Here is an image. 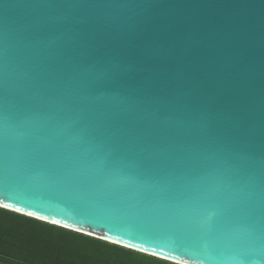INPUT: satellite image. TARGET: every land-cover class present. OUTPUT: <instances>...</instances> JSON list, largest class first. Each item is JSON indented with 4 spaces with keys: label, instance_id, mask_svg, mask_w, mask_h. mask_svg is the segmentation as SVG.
<instances>
[{
    "label": "water",
    "instance_id": "1",
    "mask_svg": "<svg viewBox=\"0 0 264 264\" xmlns=\"http://www.w3.org/2000/svg\"><path fill=\"white\" fill-rule=\"evenodd\" d=\"M0 207L264 264V0H0Z\"/></svg>",
    "mask_w": 264,
    "mask_h": 264
},
{
    "label": "trees",
    "instance_id": "2",
    "mask_svg": "<svg viewBox=\"0 0 264 264\" xmlns=\"http://www.w3.org/2000/svg\"><path fill=\"white\" fill-rule=\"evenodd\" d=\"M0 264H177L0 207Z\"/></svg>",
    "mask_w": 264,
    "mask_h": 264
}]
</instances>
